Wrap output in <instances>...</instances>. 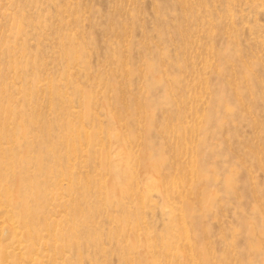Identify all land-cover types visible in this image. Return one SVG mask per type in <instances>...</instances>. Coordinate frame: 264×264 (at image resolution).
Returning a JSON list of instances; mask_svg holds the SVG:
<instances>
[{
    "label": "rangeland",
    "instance_id": "1",
    "mask_svg": "<svg viewBox=\"0 0 264 264\" xmlns=\"http://www.w3.org/2000/svg\"><path fill=\"white\" fill-rule=\"evenodd\" d=\"M0 136L9 263L264 264V0H0Z\"/></svg>",
    "mask_w": 264,
    "mask_h": 264
},
{
    "label": "bare ground",
    "instance_id": "2",
    "mask_svg": "<svg viewBox=\"0 0 264 264\" xmlns=\"http://www.w3.org/2000/svg\"><path fill=\"white\" fill-rule=\"evenodd\" d=\"M6 13V11H5ZM5 15V14H4ZM8 88V87H7ZM17 90V89H16ZM19 117V116H18ZM17 121V120H16ZM27 126V125H26ZM25 126V127H26ZM24 127V128H25ZM23 128V129H24ZM115 138V137H114ZM0 139H1V136H0ZM1 141V140H0ZM11 141V140H10ZM11 144V143H10ZM1 145V143H0ZM7 147V146H6ZM2 147L0 146V149ZM0 164H3V161L1 160L0 161ZM1 166H0V224H1V227H3V239H6V242H2V240H0V264H12V263H9L8 262V258L9 257L10 259L14 258L13 256L16 254V253H19L20 255L26 253V250L28 248H30V246L33 245V238L34 236H36V238L38 239L37 241H39V238L42 239V237L46 238L44 235L41 236H38L39 232H40V227H36L38 226V224H35L34 223H37L38 222V219L36 220L37 222H35L34 218L35 217H39L37 216L32 208L34 206L32 204H29V199L30 198H33L31 196V194L33 195V193H29V196L28 195V191H29V185L28 183L26 184L25 182L23 183L22 182V185L20 184H13V183H10L9 181H11V176L9 177L8 175L6 174V172H2L1 171ZM68 180V179H67ZM24 181V180H23ZM27 181V179H26ZM58 182H59V179H58ZM57 182V183H58ZM17 183V181L15 182ZM50 184V183H49ZM28 185V186H27ZM58 186V185H57ZM62 186V185H61ZM32 188V187H31ZM60 188V187H58ZM63 188V187H62ZM46 189V188H45ZM33 190V189H32ZM39 191V190H38ZM47 191V190H46ZM55 191V190H54ZM42 193V192H41ZM46 194V193H45ZM44 195V194H43ZM50 195V194H49ZM38 198H39V194L37 195ZM42 197V196H41ZM34 199V198H33ZM40 200V199H38ZM37 201V200H36ZM34 202V201H33ZM42 202V201H41ZM38 201L37 204L38 205ZM30 206V207H29ZM39 206V205H38ZM34 208V207H33ZM37 209V207H35ZM35 209V210H36ZM39 209V208H38ZM41 210V208L39 209ZM44 211V210H41V212ZM60 211V210H59ZM40 212V213H41ZM39 213V214H40ZM38 214V213H37ZM63 214V213H61ZM59 215V214H58ZM41 216V215H40ZM42 217V216H41ZM46 217V215H45ZM52 217V216H51ZM63 217V216H62ZM46 219V218H44ZM56 219V218H55ZM34 221V222H33ZM47 222V220H44ZM43 221V222H44ZM50 222V219L48 220ZM54 221V220H53ZM57 221V219H56ZM58 222V221H57ZM64 222V221H61V223ZM54 223V222H53ZM70 223V222H69ZM72 223V222H71ZM45 225L48 224V223H44ZM57 224V223H56ZM51 226V225H50ZM53 226V225H52ZM54 226H55V223H54ZM57 226V225H56ZM61 226V224H60ZM73 226V225H72ZM72 226H70L72 228ZM58 227V226H57ZM60 228V227H59ZM58 228V229H59ZM1 229V228H0ZM46 229V228H45ZM48 229V227H47ZM51 229V228H50ZM42 230V229H41ZM49 230V229H48ZM67 230V229H66ZM64 230V231H66ZM46 231V230H44ZM44 231H41L44 232ZM54 231V230H52ZM56 231V230H55ZM58 232V231H57ZM45 233V232H44ZM34 235V236H33ZM56 235V234H55ZM59 235V234H58ZM48 238V237H47ZM50 238V237H49ZM58 239V238H57ZM44 240V239H43ZM49 240V239H47ZM37 241H35L37 243ZM46 241V239L44 240ZM47 242V241H46ZM49 242V241H48ZM34 243V244H36ZM53 243V241H52ZM51 243V246L53 245ZM44 245V243H42ZM58 244V243H57ZM46 245H48L46 243ZM55 245V244H54ZM60 245V244H59ZM34 246V245H33ZM39 246V245H38ZM50 246V248H51ZM36 247V245L34 246ZM33 247V249H34ZM52 247H55V246H52ZM31 249V248H30ZM37 249V248H36ZM44 249H46L44 247ZM43 249V250H44ZM29 250V249H28ZM35 250V249H34ZM42 250V249H41ZM30 251V250H29ZM48 252V250H47ZM35 253V252H34ZM43 253V251H42ZM62 253V252H61ZM39 254V253H38ZM54 254V253H53ZM32 255V254H31ZM45 255V254H44ZM47 255V254H46ZM49 255V254H48ZM61 255V254H60ZM18 256V255H17ZM25 256V255H24ZM51 256V254H50ZM45 257V256H44ZM43 257V258H44ZM49 257V256H48ZM52 257V256H51ZM62 257V256H61ZM7 258V260H6ZM18 258V257H17ZM23 258V256H22ZM50 258V257H49ZM258 258V257H257ZM40 259L41 257L39 258V256L36 254V255H33L31 258H29L28 262H31V264H39L40 263ZM46 259V258H45ZM53 259V258H52ZM22 260V259H21ZM44 260V259H43ZM54 260V259H53ZM52 260V261H53ZM45 263L46 260H44ZM43 261V262H44ZM55 261V260H54ZM15 262V261H14ZM23 262V260H22ZM49 262H50V259H49ZM48 262V263H49ZM26 263V262H25ZM24 263V264H25ZM44 263V264H45ZM15 264V263H14ZM29 264V263H28ZM43 264V263H42ZM50 264V263H49ZM55 264V263H54ZM58 264V263H57Z\"/></svg>",
    "mask_w": 264,
    "mask_h": 264
}]
</instances>
